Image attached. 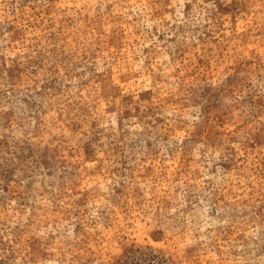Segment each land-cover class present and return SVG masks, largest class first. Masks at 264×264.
<instances>
[{"label": "rangeland", "instance_id": "1", "mask_svg": "<svg viewBox=\"0 0 264 264\" xmlns=\"http://www.w3.org/2000/svg\"><path fill=\"white\" fill-rule=\"evenodd\" d=\"M0 264H264V0H0Z\"/></svg>", "mask_w": 264, "mask_h": 264}]
</instances>
